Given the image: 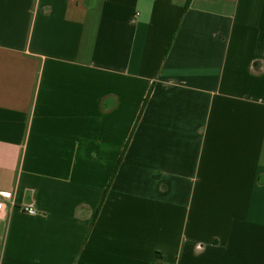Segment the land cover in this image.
<instances>
[{
    "label": "crops",
    "instance_id": "1",
    "mask_svg": "<svg viewBox=\"0 0 264 264\" xmlns=\"http://www.w3.org/2000/svg\"><path fill=\"white\" fill-rule=\"evenodd\" d=\"M0 191V264H264V0H0Z\"/></svg>",
    "mask_w": 264,
    "mask_h": 264
},
{
    "label": "built area",
    "instance_id": "2",
    "mask_svg": "<svg viewBox=\"0 0 264 264\" xmlns=\"http://www.w3.org/2000/svg\"><path fill=\"white\" fill-rule=\"evenodd\" d=\"M11 199V194L9 192L0 191V213L5 209L7 201ZM24 211L29 215H35L36 212L32 208H25Z\"/></svg>",
    "mask_w": 264,
    "mask_h": 264
},
{
    "label": "trees",
    "instance_id": "3",
    "mask_svg": "<svg viewBox=\"0 0 264 264\" xmlns=\"http://www.w3.org/2000/svg\"><path fill=\"white\" fill-rule=\"evenodd\" d=\"M149 94H150V92H149ZM149 94L147 95L146 99L144 100V103H143V105H142V107H141V109H140V111H139V114H138V116H137V118H136V121H135L134 129H135V127H136V125H137V123H138V121H139V119H140V117H141L142 111H143V109H144V107H145V105H146V103H147V101H148ZM134 129H133V130H134ZM131 136H132V133H131V135H130L129 138H128V141H127V143H126V145H125V147H124V150H123V152H122V154H121V157H120V159H119L118 164L120 163V160L122 159V156H123V154H124V152H125V150H126V146H127L128 142H129V140L131 139ZM114 174H115V171L113 172L112 177L114 176Z\"/></svg>",
    "mask_w": 264,
    "mask_h": 264
}]
</instances>
